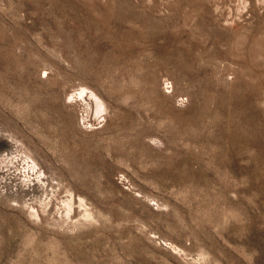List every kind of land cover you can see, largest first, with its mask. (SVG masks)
Listing matches in <instances>:
<instances>
[{"label": "rangeland", "instance_id": "rangeland-1", "mask_svg": "<svg viewBox=\"0 0 264 264\" xmlns=\"http://www.w3.org/2000/svg\"><path fill=\"white\" fill-rule=\"evenodd\" d=\"M0 264H264V0H0Z\"/></svg>", "mask_w": 264, "mask_h": 264}]
</instances>
